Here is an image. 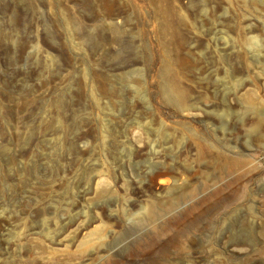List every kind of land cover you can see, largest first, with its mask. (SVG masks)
I'll return each mask as SVG.
<instances>
[{"label":"rangeland","instance_id":"obj_1","mask_svg":"<svg viewBox=\"0 0 264 264\" xmlns=\"http://www.w3.org/2000/svg\"><path fill=\"white\" fill-rule=\"evenodd\" d=\"M0 264H264V0H0Z\"/></svg>","mask_w":264,"mask_h":264},{"label":"bare ground","instance_id":"obj_2","mask_svg":"<svg viewBox=\"0 0 264 264\" xmlns=\"http://www.w3.org/2000/svg\"><path fill=\"white\" fill-rule=\"evenodd\" d=\"M165 92L167 93V99L170 101V102H174V103H176V99L174 98V96H171V95H169L168 94V91L167 90H165ZM177 95V94H176ZM179 96V95H178ZM178 98H180V97H178ZM181 99V98H180ZM232 148V147H231ZM232 158V157H231ZM143 212H144V214L146 215V218L149 220V216H150V214H152V213H155V211H154V209H152V208H150V209H147V208H144L143 209ZM247 239H250V238H247Z\"/></svg>","mask_w":264,"mask_h":264}]
</instances>
